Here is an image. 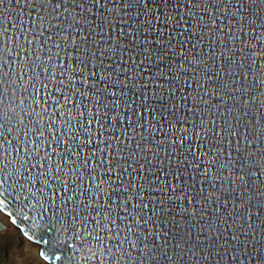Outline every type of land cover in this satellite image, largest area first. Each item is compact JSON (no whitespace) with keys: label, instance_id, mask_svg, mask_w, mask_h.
Masks as SVG:
<instances>
[{"label":"water","instance_id":"1","mask_svg":"<svg viewBox=\"0 0 264 264\" xmlns=\"http://www.w3.org/2000/svg\"><path fill=\"white\" fill-rule=\"evenodd\" d=\"M189 2L108 0L107 7L92 6L89 12L92 0H67L68 12L81 24L84 21L76 24L80 32L70 36L79 40L83 33L87 37L81 49L71 53L72 63L83 49L89 60L94 59L86 71L94 68L105 77V82L95 78L94 90L104 96L103 103L148 107L149 132L145 139L136 137L147 151L142 150L136 159L146 163L142 157L147 156L152 171L145 168L143 180L136 181L144 188L135 191L149 202L143 214L145 218L152 215V222L133 224V233L143 236L136 237L140 247L131 250L132 259L137 264H264V0H198L213 15L203 6L188 7ZM7 7L10 14L12 8H22L15 0ZM113 8L120 10L119 15L109 11ZM30 11L35 15L34 9ZM186 12L195 14L185 16ZM21 15L17 11L14 19ZM112 92L117 96L112 97ZM201 123L213 127V133L201 132L197 138L191 129ZM160 126H165L163 131L158 130ZM181 129H189L188 138L173 146L171 139L179 138ZM117 130L123 134V128ZM220 131H224L221 136ZM110 132L111 126L106 139ZM152 153H156L153 161ZM205 166L208 172L203 171ZM111 178H105V188L116 187L115 177ZM122 179L121 187L129 188L127 176L122 174ZM73 187L69 185V193ZM128 194L134 195L131 189ZM100 195L105 199L112 195L109 203L123 199L119 191ZM0 199L8 225L15 221L19 237L38 246L47 264H109L107 256L99 255L102 246L89 243L91 237L83 228L79 233L72 230L68 222L73 204L68 201L61 207L59 192L55 203L48 198L22 200L15 192L4 193ZM90 211L85 206L76 208L80 214ZM114 217L112 212L108 220ZM90 221L88 216V227L96 229Z\"/></svg>","mask_w":264,"mask_h":264},{"label":"snow or ice","instance_id":"2","mask_svg":"<svg viewBox=\"0 0 264 264\" xmlns=\"http://www.w3.org/2000/svg\"><path fill=\"white\" fill-rule=\"evenodd\" d=\"M10 3L11 0H0V195L15 192L22 200L27 201L30 197L40 202L41 198H48L55 203L59 192L61 207L68 201L73 204V216L68 222L72 230L79 233L83 228L84 233L91 237L89 243L96 242L102 246L100 257L107 256L109 264H130V261L131 264H137V260L132 259L131 250L140 247L136 237L143 234L138 231L133 233V224L137 227L142 220L145 224L152 222V215L145 218L143 214L144 210L149 209V202L142 200L141 194L135 191L137 187L141 190L144 188L143 183L138 185L136 181L143 180L145 168L149 173L152 171L147 156L142 157L146 163L136 159L142 150L147 151V145L142 149L136 137L145 139V133L149 132L148 107L140 104L133 108L131 103L123 102L128 105L124 108L120 103H103L104 96L101 97L94 90L97 83L95 78L98 76L99 81L105 82V77L94 68L86 71L94 59L89 60V54L84 49L80 50L73 65L71 53L76 52L77 48L81 49L87 37L83 33L79 40L70 36L73 31L80 32L76 24H81V21L76 20L74 13L68 12L67 0H15L22 8H12L11 14L7 7ZM107 3L108 0H92L88 11H92V6L105 8ZM187 6L195 9L203 5L198 0H190ZM33 9L35 15L30 11ZM115 9L109 11L119 15L120 10ZM203 10L211 13V9L206 6H203ZM17 11L22 15L14 19ZM194 14L186 12L185 16ZM196 27L194 25L192 29ZM61 52L65 56H61ZM109 81L110 77L104 83L105 92ZM110 95L116 97L117 93L112 92ZM125 109L133 115H128L127 111L122 114ZM109 113H112L111 118ZM212 123L214 126L216 122ZM109 126L111 132L106 139ZM164 127L160 126L158 130L163 131ZM118 128L124 129L123 134ZM191 131L199 138L201 132L213 133V127L208 129L201 123L199 128ZM180 132L179 138L171 139L173 146L184 144L187 140L189 129H181ZM223 132L220 131L219 135H223ZM171 149L173 153L176 152ZM164 153L167 154L168 150L165 149ZM154 156L156 153H152V161ZM192 160L199 168V159L194 157ZM118 164L127 166L121 169L117 167ZM94 171L95 176L92 175ZM203 171L208 172V166ZM122 174L127 176L129 188L121 187L125 184ZM112 176L115 177L116 187L110 185L105 188V178L112 179ZM37 183L41 187L37 188ZM70 184L74 185L71 193ZM175 187L172 184L173 190ZM129 189L134 195L128 194ZM106 191L122 192L123 199L109 203L112 195L107 199L100 195ZM77 198L79 204L76 203ZM3 203L4 200L0 199V205ZM80 206L92 211L77 213L76 208ZM93 211L95 215H91ZM155 211L151 208L150 213L154 214ZM112 212H115V217L109 221L108 215ZM2 213L3 209H0ZM7 215L10 217L11 213ZM137 215L139 219H136ZM88 216H91L90 222L94 221L97 225L96 229L88 227ZM125 220L128 223L125 224ZM117 221L120 223L119 228ZM6 230V225L0 221V233ZM24 235L27 236V233ZM142 251L146 253L148 249Z\"/></svg>","mask_w":264,"mask_h":264},{"label":"rangeland","instance_id":"3","mask_svg":"<svg viewBox=\"0 0 264 264\" xmlns=\"http://www.w3.org/2000/svg\"><path fill=\"white\" fill-rule=\"evenodd\" d=\"M36 249L37 246L20 238L15 228L0 233V264H44L38 262Z\"/></svg>","mask_w":264,"mask_h":264},{"label":"bare ground","instance_id":"4","mask_svg":"<svg viewBox=\"0 0 264 264\" xmlns=\"http://www.w3.org/2000/svg\"><path fill=\"white\" fill-rule=\"evenodd\" d=\"M0 218H1V219H4V218H5V224L8 225L7 220H6L7 217H6L3 213L0 214ZM9 228H14V227H13V225H11V226L8 225L7 229L9 230ZM30 244H31V243H30ZM38 249H39V247L37 246L36 254L38 255V259H37L38 262H41V263L47 264V261L44 260V259L39 255Z\"/></svg>","mask_w":264,"mask_h":264},{"label":"trees","instance_id":"5","mask_svg":"<svg viewBox=\"0 0 264 264\" xmlns=\"http://www.w3.org/2000/svg\"><path fill=\"white\" fill-rule=\"evenodd\" d=\"M0 221H3V223L5 224V218L4 219H0ZM6 227H8V225H6Z\"/></svg>","mask_w":264,"mask_h":264}]
</instances>
